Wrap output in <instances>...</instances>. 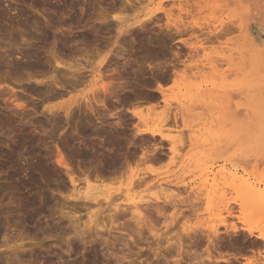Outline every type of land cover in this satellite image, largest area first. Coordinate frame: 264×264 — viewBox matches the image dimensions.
<instances>
[{"label": "rangeland", "instance_id": "1", "mask_svg": "<svg viewBox=\"0 0 264 264\" xmlns=\"http://www.w3.org/2000/svg\"><path fill=\"white\" fill-rule=\"evenodd\" d=\"M242 175L264 191V0H0V264H264Z\"/></svg>", "mask_w": 264, "mask_h": 264}, {"label": "bare ground", "instance_id": "2", "mask_svg": "<svg viewBox=\"0 0 264 264\" xmlns=\"http://www.w3.org/2000/svg\"><path fill=\"white\" fill-rule=\"evenodd\" d=\"M150 23H151V21H150ZM126 34V33H125ZM122 47V46H121ZM122 49V48H121ZM125 49H127V48H125ZM124 48L122 49V50H125ZM128 51V50H127ZM124 52V51H123ZM123 52H121V53H123ZM126 52V51H125ZM120 53V54H121ZM119 54V53H118ZM119 54V55H120ZM119 55H117L116 54V56L118 57ZM122 55V54H121ZM176 55H179L178 53L176 54ZM121 58V57H120ZM123 59V58H122ZM150 65V64H149ZM142 66H143V64H142ZM151 67V66H150ZM157 67V69L160 67V65H159V67H158V65L156 66ZM152 69V68H151ZM163 69V68H162ZM160 71V70H159ZM164 72V71H163ZM165 73V72H164ZM121 83V82H120ZM78 85V84H77ZM115 85V84H114ZM120 85V84H119ZM120 88H121V86H119ZM117 89H119L118 87H116V86H111V87H108V85H107V87L105 86V87H103V93L106 95V96H110V97H114L115 95H116V92H117ZM159 89L160 90H162L163 88H162V86L160 85L159 86ZM101 97H99V98H97V96H95L94 97V99H92V113L95 115L96 114V112H95V110H96V106H104L105 107V105H104V102H105V100L104 99H100ZM105 99H107V97L105 98ZM76 101L73 99L72 100V102L68 105V107L66 106V112L73 106V104L75 103ZM58 107V106H57ZM56 107V108H57ZM55 108V109H56ZM61 107H59L58 108V110L60 109ZM50 109V110H49ZM52 107L51 108H48V110L52 113ZM71 110V109H70ZM54 111V110H53ZM57 112V111H56ZM54 114V113H53ZM59 116V115H58ZM146 132H143V134H145ZM149 134V133H148ZM63 158V157H62ZM65 158V157H64ZM66 160L64 159H62L61 160V164L63 165H65L66 166ZM68 163V162H67ZM119 164H121V163H119ZM63 165V166H64ZM69 167V166H68ZM103 168V167H102ZM94 169V168H93ZM96 169H98V168H96ZM98 171V170H97ZM221 173H222V171H221ZM73 174V173H72ZM231 175V174H230ZM233 175H235V174H233ZM98 176V175H97ZM216 176H218V175H216ZM216 176L214 175V184H216L215 185V188H217V180L215 181V179H217L216 178ZM141 178V177H140ZM138 178L139 180H137L138 182L140 181V182H145L146 181V179L145 178ZM230 178V177H229ZM143 179V180H142ZM145 180V181H144ZM235 181V188H236V190L239 192H241L242 193V195H243V197L246 199V198H248V199H253V200H256L257 202H261V201H258V199H260L263 195H264V191H260L259 189H257V187L256 186H254L252 183H250L249 182V180L248 179H246L245 178V176H237V177H234L233 179H232V181ZM212 181V182H213ZM233 181V182H234ZM72 182L73 183H75L76 182V180H74V179H72ZM208 183V182H207ZM139 184H142V183H139ZM213 184V183H212ZM214 184H213V186H211V187H213L214 188ZM161 187V186H160ZM204 187H206V186H204ZM210 187V188H211ZM212 189V188H211ZM206 190V189H205ZM210 190V189H209ZM74 192L76 193V194H74L75 196L74 197H76V198H83V199H85V200H91V201H94V202H96V200H97V197L99 196V195H101V194H103V196H101V197H105V199L106 200H110L109 199V197L111 196L110 194H109V191H107L106 189H104V188H102V187H100V186H92L91 184H86V186L84 187V188H79V187H75L74 188ZM110 195V196H109ZM131 198V197H130ZM135 198V197H134ZM255 198V199H254ZM99 199V198H98ZM133 200V199H132ZM90 201V202H91ZM98 201V200H97ZM134 201V200H133ZM132 201V202H133ZM143 201V200H142ZM93 202V203H94ZM99 202V201H98ZM96 203V205L97 204H99V203ZM264 202V201H263ZM92 203V202H91ZM90 203V204H91ZM112 203V202H111ZM110 204V203H109ZM113 204V203H112ZM112 204H110V205H112ZM133 204V210H134V213H136L137 212V214L136 215H138L139 216V214H140V212H141V205L139 204V203H136V202H133L132 203ZM256 205V204H255ZM254 205V206H255ZM260 205V204H259ZM93 207H94V205H92ZM115 208L114 209H117V208H120V206L119 205H115V203H114V205H113ZM92 207V208H93ZM112 207V206H111ZM263 208V206H258V207H256V208ZM88 208V209H87ZM86 209L87 210H90L91 211V206H88ZM132 210V209H131ZM246 210H249V208H247ZM114 211H116V210H114ZM228 212H230V211H228ZM91 213V212H90ZM133 213V212H132ZM139 213V214H138ZM89 214V213H88ZM230 215V214H229ZM91 216L92 215H90V217L89 218H91ZM96 217V216H95ZM92 219V218H91ZM90 219V220H91ZM234 231H235V229H234ZM250 234H252L253 232L251 231V230H247ZM228 232V231H227ZM231 232V231H230ZM229 232V233H230ZM232 232H233V230H232ZM236 232H237V230H236ZM236 232H233V234H235ZM215 233V232H214ZM229 233H228V235H229ZM98 234V233H97ZM216 234V233H215ZM231 234V233H230ZM232 234V235H233ZM237 234V233H236ZM235 234V235H236ZM216 237L218 236V233L215 235ZM257 238L259 239V240H262V241H264V235H262V234H260L259 236H257ZM218 239L219 240H221L220 239V236L218 237ZM214 241H216L215 239H213ZM219 240H218V242H219ZM222 241V240H221ZM6 242H8V241H6ZM12 243V242H11ZM214 243H216L215 244V252L217 251L218 252V255H219V252H221V245L222 244H217V242H214ZM213 243V244H214ZM11 245L10 244V242L9 243H6V246H9V245ZM214 246V245H213ZM20 247V246H19ZM1 248V247H0ZM233 248V247H232ZM11 252V251H10ZM230 255V254H229ZM220 256V255H219ZM223 255L221 254V256L219 257V259L217 260V261H215V259L214 260H212L211 259V257H209V260H210V262L212 263V264H219L220 262H223V263H226V264H231V263H233V261L234 262H239V256H236V255H234V254H232L230 257L231 258H228V259H225L224 257H222ZM217 258V257H216ZM215 262V263H214ZM245 264H250V262L247 260L246 261V263Z\"/></svg>", "mask_w": 264, "mask_h": 264}]
</instances>
